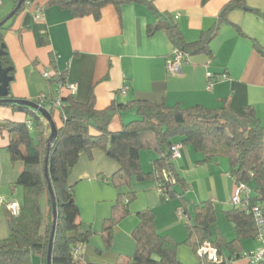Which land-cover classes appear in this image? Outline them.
Wrapping results in <instances>:
<instances>
[{
	"label": "crops",
	"instance_id": "obj_1",
	"mask_svg": "<svg viewBox=\"0 0 264 264\" xmlns=\"http://www.w3.org/2000/svg\"><path fill=\"white\" fill-rule=\"evenodd\" d=\"M49 1L27 0V6L8 20L10 27L5 31V42L15 66L13 96L32 101L43 96L49 98L46 108L49 110L56 104L52 116L58 128L63 124L58 102L72 93L71 85H76L72 94L78 101L86 102L93 93L99 109L113 102L135 99L212 109L221 108L227 101L237 112L253 106L264 122V15L236 8L220 21L222 8L231 0H154L157 10L175 17L187 41H198L204 32L220 25L210 43L211 53L185 56L182 72L172 73L168 69L173 58L172 43L164 30L148 34V26L157 17L147 4L126 3L120 10L108 4L102 9L101 18L96 19L92 15L74 17L57 4L46 6ZM246 5L264 14V0H246ZM15 6L13 0H0V22ZM40 8L42 13L38 17ZM54 70L65 73L66 86L59 79H51ZM124 87H128L126 92L122 91ZM0 117L25 120L23 113L5 108L0 109ZM139 118L134 108L116 111L109 128L119 131L124 124ZM6 144L5 135H0V200L20 204L24 189L15 180L23 163L11 161ZM156 157L155 152L142 150V169L150 171ZM200 157V153L186 145L182 156L174 160L189 185L186 197L194 203L212 201L217 209L216 228L230 240L235 232L224 211L233 206L231 198L236 183L229 172V161L219 157L199 164ZM118 168L116 160L103 150L94 149L91 155L81 153L72 169L69 184L80 209V230L93 232L81 246V252L94 264H113L133 255L136 213L151 208L156 214L158 232L172 236L179 243L178 259L184 264H200L196 252L185 243L187 233L180 198L162 201L153 179L133 181L137 195L130 205L132 213L116 225L112 246L107 249L102 229L113 214L119 193L108 179ZM7 212L0 205V239L10 234ZM216 228L211 227L212 234ZM244 245L246 250H252L264 246V242L255 238L245 240ZM247 262L242 258L236 264ZM32 264L46 263L40 256L32 255Z\"/></svg>",
	"mask_w": 264,
	"mask_h": 264
},
{
	"label": "trees",
	"instance_id": "obj_2",
	"mask_svg": "<svg viewBox=\"0 0 264 264\" xmlns=\"http://www.w3.org/2000/svg\"><path fill=\"white\" fill-rule=\"evenodd\" d=\"M13 1L17 5L19 0ZM131 2L145 3L151 8L157 20L148 26V34L164 30L173 51L178 49L186 56L211 53L210 43L220 27L219 23L204 32L198 41H187L175 17L157 10L154 0H50L46 6L57 4L69 10L74 17L92 15L100 19L106 5L113 4L120 10L122 5ZM26 6L27 2L9 20ZM236 8L264 15L248 8L246 0H231L222 8L220 21L227 19V14ZM9 27L8 21L0 26V109L23 113L25 120L0 117V135L6 137V150L11 161L23 163L15 184L23 187L24 196L19 215L7 212L10 234L0 239V264H32V255L40 256L47 264L54 226L49 184L57 206L51 264H94L81 250L75 253L76 248L81 249L89 241L93 232L80 230V209L69 184L70 174L81 153L91 155L94 149L103 150L119 164L117 171L108 179L119 193L113 214L106 219L102 229L107 249L112 246L116 225L132 213L130 205L137 195L132 188L133 181L153 179L157 182L162 201L180 198L187 233L185 243L196 252L200 264H236L245 258L250 250H246L244 241L258 236L255 211L264 209V122L253 106L247 107L245 112H237L227 101L221 108L212 109L203 105L169 106L164 101L135 99L119 104L113 102L99 109L93 93L86 102L78 101L74 94L69 93L61 98L59 106L63 124L58 128L48 154L51 134L48 120L28 106L9 101L15 99L11 92L15 66L5 42V31ZM258 49L261 50L259 46ZM54 78L59 79L62 86L67 85L64 72L54 70L51 79ZM49 100L44 96L34 101L47 107ZM56 108L53 103L49 107L50 113L53 114ZM130 108L136 109L140 118L124 124L119 131H111L109 126L113 113ZM175 142L190 145L200 153L199 164L210 163L219 157L227 158L229 172L236 185L244 184L249 188L241 204H232L224 211L235 232L232 239H227L216 228L217 209L212 201L194 203L186 197L189 185L171 155V146ZM142 150L157 154L148 172L141 166ZM47 155L49 180L45 173ZM136 217L138 225L132 233L136 242L135 252L113 264H184L177 256L179 243L172 236L158 232L156 214L151 208L138 211ZM213 226L217 229L215 234L211 232ZM205 242H210L216 249V259L208 260L199 254ZM246 264L252 263L248 260Z\"/></svg>",
	"mask_w": 264,
	"mask_h": 264
},
{
	"label": "built area",
	"instance_id": "obj_3",
	"mask_svg": "<svg viewBox=\"0 0 264 264\" xmlns=\"http://www.w3.org/2000/svg\"><path fill=\"white\" fill-rule=\"evenodd\" d=\"M42 10L41 8L38 9V17L41 15ZM185 54L178 49H175L173 51V58L171 61L168 62V69L172 73H181V62L185 58ZM45 76L48 77L49 73H45ZM211 85V83H210ZM210 87V86H209ZM70 89L72 90V93L76 90V85H71ZM128 87H124L122 89L123 92H126ZM44 97V96H43ZM60 104V101L58 102V105ZM184 148V145L181 142H175L171 146V155L174 159L180 158L182 156V150ZM249 192V188L244 184H238L235 187L233 196L231 198V203L234 205H239L242 203L243 198L246 196V194ZM0 205H4L6 209L12 214V215H19L20 213V204L18 202H11V201H4L3 199L0 200ZM255 220L256 225L258 227V236L257 238L264 242V209L257 208L255 211ZM80 248L75 249V253H78ZM216 249L211 245L210 242H205L201 248L199 249V254L201 256H206L208 260H214L216 259ZM245 258L248 259L252 264H264V246L257 247L255 249L250 250L246 253ZM205 264V263H204Z\"/></svg>",
	"mask_w": 264,
	"mask_h": 264
},
{
	"label": "water",
	"instance_id": "obj_4",
	"mask_svg": "<svg viewBox=\"0 0 264 264\" xmlns=\"http://www.w3.org/2000/svg\"><path fill=\"white\" fill-rule=\"evenodd\" d=\"M26 2H27V0H19L17 5L15 6V8L12 10V12L4 20H2L0 22V26L3 25L4 23H6L9 19H11L15 15V13L18 12L19 9ZM9 101L20 104V105L28 106V107L40 112L41 115L48 120V122L50 123V126H51V134L48 138V154H49L50 147L54 143V141L57 137V132H58V127H57L50 111L46 107H43L40 104H38L32 100L15 98V99H10ZM45 173H46V176L48 179V155L46 157ZM49 190H50L51 198L53 201V208H54V226H53V232H52V236H51V240H50L49 251H48V255H47V264L52 263V246H53V239H54V235H55V228H56V222H57L56 199H55V195H54L52 186L50 184H49Z\"/></svg>",
	"mask_w": 264,
	"mask_h": 264
},
{
	"label": "rangeland",
	"instance_id": "obj_5",
	"mask_svg": "<svg viewBox=\"0 0 264 264\" xmlns=\"http://www.w3.org/2000/svg\"><path fill=\"white\" fill-rule=\"evenodd\" d=\"M11 12H12V11H11ZM11 12H10V13H11ZM10 13H8L7 15H5V16L1 19V21L4 20V19H5ZM147 151H149V150H147ZM222 160H227V159H226V158H223ZM202 183H203V182H202ZM188 197H191V195H189Z\"/></svg>",
	"mask_w": 264,
	"mask_h": 264
}]
</instances>
